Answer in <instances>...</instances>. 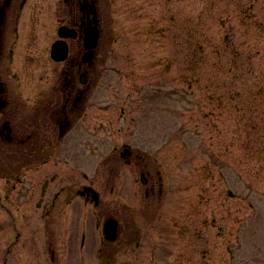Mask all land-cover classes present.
<instances>
[{
  "label": "rangeland",
  "instance_id": "rangeland-1",
  "mask_svg": "<svg viewBox=\"0 0 264 264\" xmlns=\"http://www.w3.org/2000/svg\"><path fill=\"white\" fill-rule=\"evenodd\" d=\"M37 2L23 20H34V54L44 63L67 16L63 0ZM100 12L99 93L68 141L83 144L76 177L88 174L104 204L54 215L55 261L40 229L37 258L26 261L12 246L10 264H264V0H100ZM32 73L28 66L18 75L19 110L31 111ZM126 146L161 171L165 197L140 203L145 186L120 156ZM71 163L23 170L20 199L30 195L35 208L46 178L66 176ZM127 192L139 194L136 208L123 202ZM114 203L122 225L135 218L127 240H155V254L134 245L122 253L124 238L98 251ZM153 225L160 235L149 234ZM11 228L0 224V252L14 240Z\"/></svg>",
  "mask_w": 264,
  "mask_h": 264
},
{
  "label": "flooded vegetation",
  "instance_id": "flooded-vegetation-1",
  "mask_svg": "<svg viewBox=\"0 0 264 264\" xmlns=\"http://www.w3.org/2000/svg\"><path fill=\"white\" fill-rule=\"evenodd\" d=\"M37 5V0H0V180L4 182L0 185V203L3 205L1 207L3 218L0 219V224L12 226L11 230L15 232L14 240H9V245L5 244L0 252V257L4 258L2 264H8L6 259L9 260L10 256L7 255L12 246L15 253L19 257H24L26 261L36 259V241H41L42 236L38 231L40 229L45 232V243L42 248L44 252H50V260L55 261L56 251L53 248L54 236L51 231L53 224L55 225L54 215L62 216L66 212L78 216L85 206L98 210L104 204L100 192L94 189V180H90L87 174H83L85 181L76 177L82 151L79 147L83 144L68 141L72 131L83 127L85 119L89 116V108L95 107L92 105V99L94 100L99 93L100 44L103 34L100 0H63L67 17L60 26L64 25L67 28L68 36L64 40L68 44V56L60 61L53 58L52 47L59 39L57 37L46 50L44 63L34 54L32 42V39L36 38L32 32L34 20L30 15L23 20L27 10L34 12ZM22 23L26 28L30 27V30L25 28L24 31ZM90 25L98 27L101 33L99 44L92 51L85 47L86 31ZM60 26L57 28V36ZM28 66L34 70L32 76L36 75L32 81L35 90L31 111L19 110L18 103L20 95L18 75ZM39 75H42V78ZM40 81H43L42 84ZM39 83L40 86L37 85ZM126 147V163L136 167L140 182L145 186L144 199L142 198L140 203L142 201L148 206L150 200L161 199L164 194L161 171L156 170L153 174L146 157L139 150H134L131 146ZM56 161L72 162L70 164L72 168L65 169L64 177L54 173L50 178H46L35 208L32 206L30 195H27V200L23 202L20 199L21 192L16 191L23 183L20 179L23 170L33 168L32 170L37 172L38 165L47 166L51 170L50 166ZM111 161L115 165L117 156L112 157L109 162ZM8 167H13L9 169L14 170L13 173H7ZM117 172V169L111 170V176ZM11 180L15 181L12 186L13 197H10V188L6 187ZM60 181L62 185L59 188L57 183ZM121 196L124 197L123 194ZM125 197L128 204L131 201L134 208L139 205V194L132 196L127 192ZM117 209L118 204L114 203L112 212ZM116 213L111 214L109 218L117 221V240L114 243L100 241L98 251L103 252L104 246L115 245L123 238L125 243L120 248L122 253L124 247L131 245L139 249L140 235L134 242H130L127 240L128 232L125 230L129 229L135 218L128 216L126 221L129 225H122L123 220ZM135 223L138 226L139 222ZM82 237L84 242L87 241L88 236L83 234ZM24 238L26 240L22 242ZM154 241L150 240L151 244L147 242L150 255L156 252ZM7 245L9 247L6 249ZM100 257L101 255H97L98 260Z\"/></svg>",
  "mask_w": 264,
  "mask_h": 264
},
{
  "label": "water",
  "instance_id": "water-1",
  "mask_svg": "<svg viewBox=\"0 0 264 264\" xmlns=\"http://www.w3.org/2000/svg\"><path fill=\"white\" fill-rule=\"evenodd\" d=\"M97 36L94 38L96 39ZM90 39H92V37H90ZM91 41V40H90ZM94 44L95 42H89L87 48H92L94 47ZM106 236L110 239V240H114L115 239V226H114V223L111 225V222H109L107 225H106Z\"/></svg>",
  "mask_w": 264,
  "mask_h": 264
}]
</instances>
